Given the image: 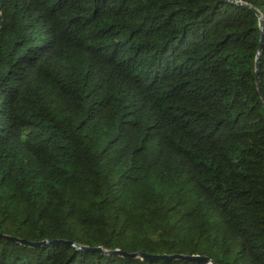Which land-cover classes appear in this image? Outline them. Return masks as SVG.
Segmentation results:
<instances>
[{
    "label": "trees",
    "instance_id": "obj_1",
    "mask_svg": "<svg viewBox=\"0 0 264 264\" xmlns=\"http://www.w3.org/2000/svg\"><path fill=\"white\" fill-rule=\"evenodd\" d=\"M114 249L264 264V0H0V264Z\"/></svg>",
    "mask_w": 264,
    "mask_h": 264
},
{
    "label": "water",
    "instance_id": "obj_2",
    "mask_svg": "<svg viewBox=\"0 0 264 264\" xmlns=\"http://www.w3.org/2000/svg\"><path fill=\"white\" fill-rule=\"evenodd\" d=\"M238 4H245L242 2L237 1ZM247 7L251 8L255 14L258 16V25L261 26V19L259 16V13L257 10H255L254 8H252L250 5L245 4ZM254 78H255V73H254ZM255 84L257 86V81L255 78ZM11 239L20 242L22 244H27V245H34L33 242L30 241H26L25 239H20V238H16V237H11ZM70 245H72L75 248L84 250V249H88L85 246H80L77 245L75 243H70ZM93 251H104L103 249H101L100 247H92L90 248ZM106 253H110V254H115V255H120L126 258H133V257H141V258H145V259H163V258H167V259H192L197 261L200 264H216L212 259H210L207 256H200V255H182V254H170V255H166V254H144L140 251H136V252H124L121 251L119 249H114V250H110V251H106Z\"/></svg>",
    "mask_w": 264,
    "mask_h": 264
}]
</instances>
